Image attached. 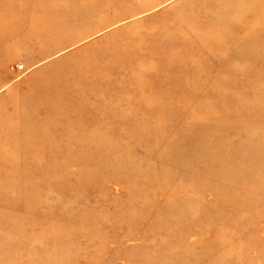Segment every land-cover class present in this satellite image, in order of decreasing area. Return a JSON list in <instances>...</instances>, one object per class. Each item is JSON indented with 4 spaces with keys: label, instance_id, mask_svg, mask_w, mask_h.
<instances>
[{
    "label": "rangeland",
    "instance_id": "1",
    "mask_svg": "<svg viewBox=\"0 0 264 264\" xmlns=\"http://www.w3.org/2000/svg\"><path fill=\"white\" fill-rule=\"evenodd\" d=\"M0 264H264V0H0Z\"/></svg>",
    "mask_w": 264,
    "mask_h": 264
}]
</instances>
